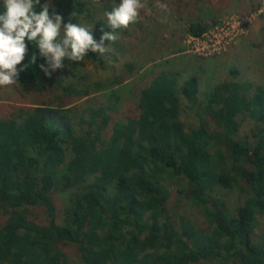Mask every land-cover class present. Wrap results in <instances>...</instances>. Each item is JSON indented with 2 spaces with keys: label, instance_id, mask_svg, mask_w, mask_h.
<instances>
[{
  "label": "trees",
  "instance_id": "trees-1",
  "mask_svg": "<svg viewBox=\"0 0 264 264\" xmlns=\"http://www.w3.org/2000/svg\"><path fill=\"white\" fill-rule=\"evenodd\" d=\"M67 4L78 15L86 11L79 0ZM206 29L191 24L188 33L199 38ZM32 52L29 45L18 66L29 61L20 85L60 93L56 104L18 107L0 119V264H70L64 246L75 248L79 264H264V238L254 236L264 216V85L225 80L201 94L198 76L180 83L161 72L108 136L110 108L75 104L92 92L63 84L58 71L46 76L43 59L31 64ZM85 59L100 61L95 53ZM133 68L125 64L110 84L126 82ZM181 98L194 108L196 126L180 121ZM174 177L186 181L179 193L202 209L209 231H176L165 189ZM217 188L243 198L228 217ZM68 191L58 222L53 193ZM32 209H44L45 225L30 220Z\"/></svg>",
  "mask_w": 264,
  "mask_h": 264
},
{
  "label": "rangeland",
  "instance_id": "rangeland-1",
  "mask_svg": "<svg viewBox=\"0 0 264 264\" xmlns=\"http://www.w3.org/2000/svg\"><path fill=\"white\" fill-rule=\"evenodd\" d=\"M44 3L46 0H42ZM85 3L86 11L78 15L69 11L67 0H52V5L61 2L56 13L67 23L71 14L73 23L93 27V37L99 43L103 32L111 31L103 21L104 12L110 11L116 3L105 6L98 0H79ZM158 4L166 7L160 8ZM191 24L206 25V32L200 38L188 33ZM63 27V24H62ZM120 38L111 44L104 55L95 53L100 61H68L58 74L63 84L78 88H88V97L76 102L110 108V135L112 125L124 119L125 115L136 110L138 94L153 76L161 72L174 73L179 82L196 75L199 77L200 93H208L216 84L225 80H237L255 85H264V0H146L145 8L140 10L138 21L127 30L119 33ZM133 64L132 76L123 84L112 86L109 82L121 75L125 64ZM231 70H237L236 77ZM59 91L52 93L35 92L22 85L0 89V119L8 118L18 107H33L43 102L57 103ZM73 104V105H75ZM180 121L185 128L196 126L194 108L181 98ZM242 134L248 133L242 126ZM95 148V143L90 144ZM67 159L71 158L66 151ZM186 181L174 177L166 182L168 196L166 209L175 224L176 231L188 226L207 232L210 223L186 195L179 191L186 189ZM71 192L53 193V203L57 221L62 220L68 207ZM216 196L225 202V216H230L243 200L236 190L225 191L217 188ZM30 220L45 225L47 215L44 209H32ZM5 218H0V223ZM255 239L264 238V216H258L254 227ZM70 264H79L75 248L64 246ZM198 264H235L233 261H203Z\"/></svg>",
  "mask_w": 264,
  "mask_h": 264
},
{
  "label": "clouds",
  "instance_id": "clouds-1",
  "mask_svg": "<svg viewBox=\"0 0 264 264\" xmlns=\"http://www.w3.org/2000/svg\"><path fill=\"white\" fill-rule=\"evenodd\" d=\"M92 3L95 5L98 0ZM145 6L146 0H121L119 5L105 11L103 21L111 31L103 32L97 43L93 27L73 23L71 17L75 13L64 23L52 0L44 4L41 0H0V89L20 86V73L30 69L29 61L18 66L28 55L29 45L35 48L31 64L36 65L38 57L43 59L40 71L50 77L65 67V60L82 62L89 53L104 55L108 50L104 42L117 41L120 32L138 21L140 10ZM158 7L166 6L158 4Z\"/></svg>",
  "mask_w": 264,
  "mask_h": 264
},
{
  "label": "built area",
  "instance_id": "built-area-1",
  "mask_svg": "<svg viewBox=\"0 0 264 264\" xmlns=\"http://www.w3.org/2000/svg\"><path fill=\"white\" fill-rule=\"evenodd\" d=\"M193 38H195V37H193ZM200 38V37H199ZM198 39V38H197Z\"/></svg>",
  "mask_w": 264,
  "mask_h": 264
}]
</instances>
